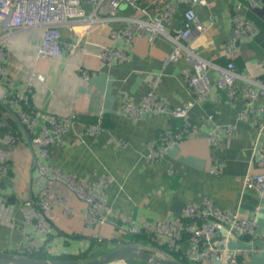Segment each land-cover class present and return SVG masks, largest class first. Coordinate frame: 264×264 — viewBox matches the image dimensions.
Listing matches in <instances>:
<instances>
[{
    "label": "crops",
    "instance_id": "obj_1",
    "mask_svg": "<svg viewBox=\"0 0 264 264\" xmlns=\"http://www.w3.org/2000/svg\"><path fill=\"white\" fill-rule=\"evenodd\" d=\"M169 1L173 0H140L139 5L154 14ZM80 8L86 16H95V22L87 27L73 22L69 25L74 26L73 30L62 27L61 58L39 56L40 30L17 34L7 45L10 56L6 65L13 89L21 91L30 82L28 98L33 109L58 118L73 116L74 122L70 121L49 146L46 158L37 155L25 133L14 147L0 142V149L9 153L10 168L2 178L0 190V250L14 251L16 244L26 243L25 236L40 239L23 222L22 205L29 194L51 188V197L56 199L65 192L59 183L38 179L37 165L43 164L88 183L106 177L108 182L102 190L111 208L106 223L93 229L85 228V203L71 193L66 199L71 213H65L63 204L56 203L46 210L44 215L53 226L46 243L51 256L78 255L88 249L92 237L105 240L103 246H98L103 250L111 248L112 243H127L114 241L127 236L121 233L122 226L139 227L143 222L164 218L182 219L185 205H201L207 198L222 210L256 220L253 238L232 237L229 249H254L255 252L240 257L237 262L264 264V194L260 198L255 188L243 186L247 173L264 172L255 148L257 125L264 124V113L245 120L238 118L248 106L241 91L244 82L236 81L237 92L230 101L224 90L214 87L204 102H196L186 81V72H195V69L184 58L164 65L174 49L167 37L156 35L148 41L146 36H135L130 43L124 38H111L113 30L128 24L125 19L141 15L138 10L121 4L116 18L108 19L105 2L98 9L85 2ZM193 8L207 28L193 39L194 51L214 66L232 62L238 73L264 85V0L254 9H248L245 0H197ZM233 13L256 27L254 39L234 41ZM182 22L175 16L173 26L167 31L181 28ZM104 48L120 50L125 58L104 62L98 57ZM81 70L87 72V79L81 76ZM217 77L218 71L210 69L208 79L212 85ZM155 78L160 79L156 94L166 97L173 107L190 105L191 121L198 122L205 115H211L216 125L234 126V136L223 139L216 147L210 146L204 135L186 137L173 150L148 159L151 145L161 147L159 137L171 133L179 123L168 115L152 113L134 120L123 115L121 109L127 101L140 104ZM252 107H264V95ZM97 123L101 124L102 132L88 135L85 125ZM110 137L121 140L123 146L115 147ZM214 161L221 165L217 175L210 173ZM257 207L260 212L255 214ZM122 216L128 221L122 220ZM220 236L215 240L219 241ZM149 240L146 242L151 243Z\"/></svg>",
    "mask_w": 264,
    "mask_h": 264
},
{
    "label": "built area",
    "instance_id": "obj_2",
    "mask_svg": "<svg viewBox=\"0 0 264 264\" xmlns=\"http://www.w3.org/2000/svg\"><path fill=\"white\" fill-rule=\"evenodd\" d=\"M197 0H173L163 3V6L156 13L152 14L143 10L140 0H0V103L5 105L18 119L24 127L30 145L37 151L40 158H46L48 148L68 127L69 122H74V117L58 118L56 116L41 113L33 109L30 105L28 93L31 90V83L27 82L21 91H16L12 87V78L8 71L6 62L10 56L7 45L9 39L17 34L32 30H40L42 38L38 49L41 57L53 59L61 58L63 49L60 44V30L73 22L82 23L87 27L95 22V16H86L80 8L82 3H88L98 9L102 3H106L108 9V19H115L119 6L128 4L138 10L139 17L125 19L128 24L120 30H113L111 38L116 40L124 38L126 43H130L135 36L145 37L152 41L156 35H164L174 45L172 53L165 59L164 65L184 58L195 72H186V81L196 102H204L215 89L225 91L227 99L230 101L237 92L236 81L242 80L244 86L241 91L248 100V106L242 111L238 118L245 120L264 113V107L253 109L252 104L264 95V85L257 79L248 78L238 73L232 62L225 66H214L210 61L200 57L192 48V41L201 36L206 31V26L198 19L193 8ZM248 9L260 6V0H245ZM185 7L182 12L181 28L171 29L173 19L180 7ZM233 27V38L237 42H245L254 39L257 34L256 27L247 19L233 13L231 16ZM184 41L185 43H183ZM98 57L104 62L113 59L122 60L125 53L111 48L102 49ZM218 71L217 81L212 85L208 79L210 69ZM81 76L88 78L86 71L81 70ZM33 75H30V78ZM160 83L159 78H155L152 87L142 98L140 104L135 105L127 101L122 106V114L134 119H141L146 113L154 115H168L173 119L180 120L181 126L174 131L159 137L162 141L161 147L151 145L148 159L153 160L160 157L166 151L173 150L186 137L204 135L210 146H219L223 139L234 136V126H219L213 122L211 115H205L197 123L190 119V105L173 107L166 97L158 96L155 90ZM5 125L0 122V142L3 145L14 147L18 144V138L10 130L4 131ZM103 128L100 123L86 124L85 131L90 136L98 135ZM256 150L258 153V164L264 167V124L257 125ZM110 143L115 147L123 146L121 140L110 137ZM9 153L0 149V190L2 178L10 172L8 165ZM221 165L212 162L210 173L217 175ZM38 179H45L55 182L65 187L63 192L56 199H52L51 188H43L40 193L29 194L24 199L22 211L24 214V225L31 226L40 237L25 236L26 243H18L15 252L31 254L40 251L46 240L52 234L53 227L46 219L44 212L51 209L54 204H63L64 212L71 213L70 207L66 204L69 193L75 195L85 203L87 211L85 214L86 229H93L106 223L111 214V208L107 205L104 197L103 187L108 182L106 177H102L94 183L77 179L71 175L60 174L48 165L38 164ZM244 187H253L260 198L264 194V172L259 174L247 173L243 178ZM260 212V208L255 209V214ZM122 220L128 221L122 216ZM256 220L239 216L237 213L222 210L214 206L210 199H203L201 205L187 204L183 208L182 219H160L154 222H143L139 227L132 224L122 226L120 231L124 234H147L153 236L158 243L166 246L169 250L183 252L182 256L194 264H247L237 262L238 259L249 256L255 252L243 250L241 248L229 249V242L237 235L246 236L252 239L255 233ZM188 236L187 239H184ZM220 236L219 241L215 238ZM186 240V241H185ZM100 241V240H99ZM216 241V242H214ZM187 243V245H186Z\"/></svg>",
    "mask_w": 264,
    "mask_h": 264
},
{
    "label": "water",
    "instance_id": "obj_3",
    "mask_svg": "<svg viewBox=\"0 0 264 264\" xmlns=\"http://www.w3.org/2000/svg\"><path fill=\"white\" fill-rule=\"evenodd\" d=\"M231 43L233 47V39ZM7 110L15 117L8 108ZM22 129L28 138L23 126ZM111 245V248L106 250H103V247L102 249L98 247L100 249L98 251L92 250L84 259L36 258L15 251L0 250V264H185L146 241L112 243Z\"/></svg>",
    "mask_w": 264,
    "mask_h": 264
},
{
    "label": "trees",
    "instance_id": "obj_4",
    "mask_svg": "<svg viewBox=\"0 0 264 264\" xmlns=\"http://www.w3.org/2000/svg\"><path fill=\"white\" fill-rule=\"evenodd\" d=\"M184 10H185V7L181 6L179 11L176 13V16L180 20H182V12ZM4 106L3 105L0 106V122H2L5 125L1 129H4V131L10 130L12 132V134L14 136H16V138H18V140H23L24 131L22 129L21 124L19 123L17 118H15L14 116H12L9 113V111L6 108V106L5 107ZM176 121L179 124H177L172 131H174L176 127L181 126V124H180L181 121L180 120H176ZM193 123H197V122H193ZM0 132H2V130H0ZM124 235H127V236L120 237L119 239L114 240V241H116V242L117 241H119V242H132V241L145 242V241L150 239L149 241L153 245L158 246L162 251L167 253L170 257H172L174 259H177V260H180V261H183V262L185 261V260H182L183 259L182 258L183 257L182 256L183 252H181V251L177 252L175 250H169L166 246L158 243L157 240L153 236H150V235H147V234H144V233H142V234H128L127 233V234H124ZM104 241L105 240H102V239L99 241V239H97L95 237H92V238H89L88 249L86 251L78 254V255H74V256H69V255L51 256V255L48 254L47 249H46V243H47V240H46L44 246L42 247V249L40 251L33 252L31 254H26V255H29V256H32V257H36V258L84 259V258H86V255H88L92 250H96V251L100 250L98 248V246H102L104 244Z\"/></svg>",
    "mask_w": 264,
    "mask_h": 264
},
{
    "label": "rangeland",
    "instance_id": "obj_5",
    "mask_svg": "<svg viewBox=\"0 0 264 264\" xmlns=\"http://www.w3.org/2000/svg\"><path fill=\"white\" fill-rule=\"evenodd\" d=\"M183 259L182 260H185L184 263L185 264H192L191 262L187 261L188 259L185 258V257H182ZM187 259V260H186ZM183 262V261H182ZM135 264H143V263H135Z\"/></svg>",
    "mask_w": 264,
    "mask_h": 264
}]
</instances>
